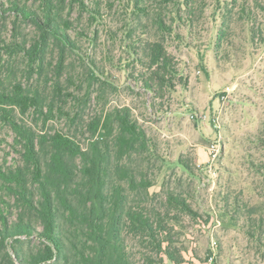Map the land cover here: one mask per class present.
Masks as SVG:
<instances>
[{
    "label": "trees",
    "instance_id": "1",
    "mask_svg": "<svg viewBox=\"0 0 264 264\" xmlns=\"http://www.w3.org/2000/svg\"><path fill=\"white\" fill-rule=\"evenodd\" d=\"M212 5L219 49L234 14L253 38L264 31V0H0V126L13 134L0 159V264H188L178 244L198 213L184 193H151L159 155L131 108L110 107L117 88L91 27L104 11L120 17L131 77L162 99L179 76L168 36ZM234 206L225 215L236 227L243 215L263 250V207Z\"/></svg>",
    "mask_w": 264,
    "mask_h": 264
},
{
    "label": "rangeland",
    "instance_id": "2",
    "mask_svg": "<svg viewBox=\"0 0 264 264\" xmlns=\"http://www.w3.org/2000/svg\"><path fill=\"white\" fill-rule=\"evenodd\" d=\"M103 14L104 27H91V32L102 31L93 50L99 57L103 52L107 81L117 88L110 107L131 108L159 155L151 193H184L198 213L195 220L186 217V229L178 230L184 232L178 246L190 250L186 262L201 264L194 255L201 261L210 255L208 264H264V248L245 236L243 215L237 227L225 215V206L230 213L237 210L236 199L262 206L264 213V31L253 38L247 20L234 14L229 41L219 49L222 19L212 5L194 28L168 36L179 76L174 89L156 99L143 89L138 73L131 77L126 67L132 61L121 41L123 21L108 11ZM109 31L119 34L115 43ZM82 43L89 48L85 38ZM12 138L0 126V141H7L0 144V159ZM212 141H220L223 149L208 181L198 165H207ZM226 197H231L228 205Z\"/></svg>",
    "mask_w": 264,
    "mask_h": 264
},
{
    "label": "built area",
    "instance_id": "3",
    "mask_svg": "<svg viewBox=\"0 0 264 264\" xmlns=\"http://www.w3.org/2000/svg\"><path fill=\"white\" fill-rule=\"evenodd\" d=\"M195 117L201 118L198 115H193L192 116V118H194V119H195ZM203 118H205V116H203ZM222 149H223V147H222V144H221L220 141H212L210 146H209L207 165H204V166L201 165V164L198 165V169L205 173V175L208 177V181L215 174V172L213 170V164L220 159L221 153H222ZM203 185H205V184H203Z\"/></svg>",
    "mask_w": 264,
    "mask_h": 264
}]
</instances>
